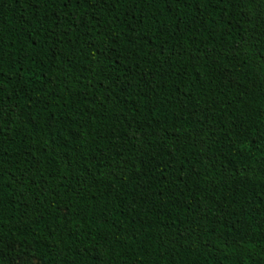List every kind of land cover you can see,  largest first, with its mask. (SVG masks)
<instances>
[{"label":"trees","instance_id":"trees-1","mask_svg":"<svg viewBox=\"0 0 264 264\" xmlns=\"http://www.w3.org/2000/svg\"><path fill=\"white\" fill-rule=\"evenodd\" d=\"M0 264H264V0H0Z\"/></svg>","mask_w":264,"mask_h":264}]
</instances>
